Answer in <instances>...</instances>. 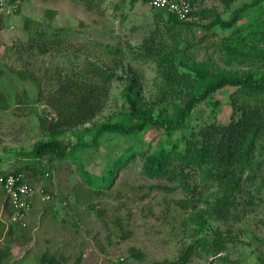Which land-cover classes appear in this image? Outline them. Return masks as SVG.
<instances>
[{"label": "rangeland", "instance_id": "1", "mask_svg": "<svg viewBox=\"0 0 264 264\" xmlns=\"http://www.w3.org/2000/svg\"><path fill=\"white\" fill-rule=\"evenodd\" d=\"M194 2V16L184 23L145 0H0V164L22 168L37 189L25 218L15 220L0 187V264H44V256L46 264L51 257V264H165L201 235V224L204 234L226 238L217 256L229 260L198 250L184 264L264 258V137L237 204L222 215L211 206L214 182L150 178L137 156L108 188L87 183L81 163L103 174L126 148L154 150L165 138L158 129L135 138L106 134L99 148L86 147L75 159L27 155L51 139L45 122L58 117L65 91L91 93L100 108L91 122L58 134L65 144L77 142L74 132L122 118L126 81L108 73L134 78L141 107L155 116L186 103L200 63L216 75L264 74V0ZM234 90L226 86L199 103L186 132L229 123Z\"/></svg>", "mask_w": 264, "mask_h": 264}, {"label": "trees", "instance_id": "2", "mask_svg": "<svg viewBox=\"0 0 264 264\" xmlns=\"http://www.w3.org/2000/svg\"><path fill=\"white\" fill-rule=\"evenodd\" d=\"M157 13L167 14L175 22H190L163 11ZM194 71L195 80L187 82L190 89L186 93V103L175 105L173 112L164 116H155L141 107L142 96L134 78L108 73L107 79L116 77L126 81L121 92L126 103L123 116L116 121L94 123L91 127L74 132L77 137L75 144L63 143L57 138L58 134L91 122L100 108L91 93L74 92V96L70 97L68 91H65L67 100L60 102L65 103V106L59 109L58 117L52 122H45L52 135L51 139L38 142L27 155L39 157L51 154L58 158L75 159L86 147L99 148L104 143L102 138L106 134L135 138L146 129H158L164 133L165 138L157 141L154 150H137L134 146L126 148L113 159L112 165L103 174L90 173L81 163L87 183L95 190L108 188L118 171L137 156L142 159V172L150 178H170L182 185L194 176H198L204 186L214 182L218 191L211 206L215 213L222 215L237 204L236 194L250 178L255 167L259 140L264 137V74L216 75L208 71L205 63L198 64ZM226 86L235 87L231 94L234 110L231 121L227 124L212 122L187 133V121L195 107ZM177 132L181 136L175 137ZM87 135H90V140L86 139ZM21 169L19 167L9 172L17 173ZM192 219L198 220L195 217ZM204 228V224H201L198 232L201 235L178 257L165 261V264H184L198 250L215 255L218 260L228 261V256H217L227 248L226 238L217 231L213 232V236H208L204 234ZM47 259L44 256V264ZM51 263L52 257L49 264ZM255 264H264V258H260Z\"/></svg>", "mask_w": 264, "mask_h": 264}, {"label": "built area", "instance_id": "3", "mask_svg": "<svg viewBox=\"0 0 264 264\" xmlns=\"http://www.w3.org/2000/svg\"><path fill=\"white\" fill-rule=\"evenodd\" d=\"M148 2L155 10L174 14L181 20L190 21L194 16V0H148ZM0 186L15 213L13 218L24 219L25 214L30 210L31 200L36 194L35 185L27 181L22 172H9L0 164Z\"/></svg>", "mask_w": 264, "mask_h": 264}, {"label": "crops", "instance_id": "4", "mask_svg": "<svg viewBox=\"0 0 264 264\" xmlns=\"http://www.w3.org/2000/svg\"><path fill=\"white\" fill-rule=\"evenodd\" d=\"M1 187V186H0ZM2 188V187H1Z\"/></svg>", "mask_w": 264, "mask_h": 264}]
</instances>
